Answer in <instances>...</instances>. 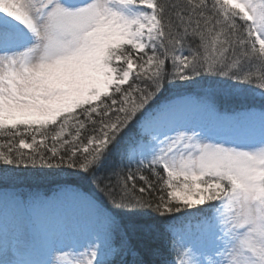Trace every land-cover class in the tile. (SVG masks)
<instances>
[{"label": "snow or ice", "instance_id": "obj_1", "mask_svg": "<svg viewBox=\"0 0 264 264\" xmlns=\"http://www.w3.org/2000/svg\"><path fill=\"white\" fill-rule=\"evenodd\" d=\"M0 139V197L90 214L0 264H264V0H0Z\"/></svg>", "mask_w": 264, "mask_h": 264}, {"label": "rangeland", "instance_id": "obj_2", "mask_svg": "<svg viewBox=\"0 0 264 264\" xmlns=\"http://www.w3.org/2000/svg\"><path fill=\"white\" fill-rule=\"evenodd\" d=\"M186 113L189 114V116L191 117V119L199 121V122H206V118L200 114H190L191 111L186 110V108L183 109ZM257 130H258V125L256 126ZM62 205H66V206H76L81 210V220H83V222H80V225L77 226L78 229L86 227L89 223V218H90V214L89 211L82 205L80 204L78 201H76L71 194H67L65 195L59 202H57L55 205L47 208V209H43V210H37L35 212H30V211H25L24 209H21L20 207H18L13 200L9 197V198H5V197H0V219L2 221H4V217H6V215H10L14 212H16L18 210V216H21V221L20 223H18V228H23L24 230L28 228L27 230H30L31 234H30V240H39L40 238L44 237V232L42 231V229L37 226L40 224L41 222V216L44 214V216L48 213H52L55 212L58 207L60 208ZM47 212V213H46ZM79 217V218H80ZM64 226V223L58 225L60 229H63L61 226ZM71 234V233H69ZM35 249L37 251H34L36 253V255L34 256V259L37 261H41V260H46L50 258V253L47 250V248L43 247L42 245L37 244L35 246ZM29 250L31 251L32 249L29 248ZM37 253H40L41 255H37Z\"/></svg>", "mask_w": 264, "mask_h": 264}, {"label": "bare ground", "instance_id": "obj_3", "mask_svg": "<svg viewBox=\"0 0 264 264\" xmlns=\"http://www.w3.org/2000/svg\"><path fill=\"white\" fill-rule=\"evenodd\" d=\"M18 211L6 215L4 217V221L0 219V233L6 234L9 238L16 236L18 233L23 231L26 239L29 241V248L32 250L28 252V254L25 256L27 259H34V256L36 253L34 252L36 249L31 247V241H30V230L18 228V223L22 222L21 217L18 216ZM47 213V212H46ZM81 210L76 206H67L64 207L61 210V213L58 218H55L51 220L50 214H44L41 216V224H46V234L50 235L53 233H73L75 230H77V226L80 225V222H83L81 220ZM80 217V218H79ZM57 222V223H56ZM64 223V229H60L58 225Z\"/></svg>", "mask_w": 264, "mask_h": 264}, {"label": "trees", "instance_id": "obj_4", "mask_svg": "<svg viewBox=\"0 0 264 264\" xmlns=\"http://www.w3.org/2000/svg\"><path fill=\"white\" fill-rule=\"evenodd\" d=\"M175 91L177 90H173V92L170 93H166V95H172ZM188 91L192 92L193 94H195L196 92L200 91V89H198L195 86H192L190 89H188ZM250 100H252L253 102L256 103L257 106H259L260 104V99L258 96L249 97ZM4 141L2 139H0V144H3ZM3 166L0 165V168H2ZM12 173L9 172V175H11ZM22 176V178L24 179V186H39L42 190H48L51 189L52 187H54V181L59 179V177L56 176H47V178H39L37 179V177L35 176V174L33 172H25V173H21L20 174ZM75 179V178H73ZM84 187L87 189L90 186L89 185H84ZM146 247H155L156 244L155 242H151V241H146L144 242ZM149 258V257H146Z\"/></svg>", "mask_w": 264, "mask_h": 264}]
</instances>
